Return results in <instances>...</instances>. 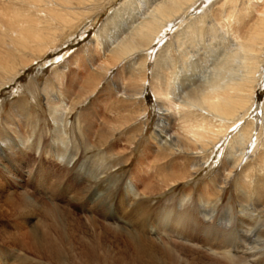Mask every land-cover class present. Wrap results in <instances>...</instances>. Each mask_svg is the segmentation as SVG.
<instances>
[{
    "label": "bare ground",
    "instance_id": "1",
    "mask_svg": "<svg viewBox=\"0 0 264 264\" xmlns=\"http://www.w3.org/2000/svg\"><path fill=\"white\" fill-rule=\"evenodd\" d=\"M106 1L0 0L6 6L0 7V87L40 59L66 30H73ZM166 30L170 37L154 50L153 42H158ZM94 38L91 48L84 51L95 49L103 56L104 61L98 64L100 75L125 58L131 67L138 68L137 82L132 92L124 94L126 100H139L150 85L159 116L150 136L155 152L191 158L187 170L193 171L224 143L217 189L243 163L235 183L240 193L237 209L248 218L238 215L231 225L230 211L224 215L208 211L211 189L204 186L194 202L188 191L179 201L160 207L157 218L165 235L151 239L145 234L148 227L143 205L128 211L126 196L120 195L113 181L108 180L107 188H103L101 171L87 168L83 178L93 186L88 188V199L100 209H110L111 222L107 223H98L93 216L74 219L65 207L34 200L24 192L4 193L0 184V219L43 217L26 228L18 221L15 231H0L1 264L14 261L18 250L26 256L18 264H40L33 263L28 253L47 264H207L198 258L217 255L213 254L216 250L223 254V260L213 259L212 264H264V101H256L257 88L264 87V0H124L110 8ZM149 55L153 61L151 82L146 77ZM200 67L205 72L198 73ZM54 74L62 86L64 66L57 67ZM93 86L83 88V99L94 92ZM44 91L49 107L72 109L47 82ZM2 134L0 148L11 156L27 146L28 140L18 143L6 131ZM53 152L57 159H64L62 151ZM249 156L256 160H249ZM74 157L67 160L68 166ZM253 167L255 183L249 178ZM54 185H40L51 191V199ZM185 203L183 210L175 209L176 204L183 207ZM117 214L131 217L132 227L119 224ZM226 217L227 225L218 223V230L225 233L218 234L222 239L216 242L215 232L207 230L204 222ZM205 230L203 239L201 232ZM196 236L204 242H196ZM6 241L14 248L9 255L1 248ZM76 244L80 246L75 248Z\"/></svg>",
    "mask_w": 264,
    "mask_h": 264
},
{
    "label": "rangeland",
    "instance_id": "2",
    "mask_svg": "<svg viewBox=\"0 0 264 264\" xmlns=\"http://www.w3.org/2000/svg\"><path fill=\"white\" fill-rule=\"evenodd\" d=\"M122 1L124 0H107L104 6L86 15L81 23L71 29L72 31L66 30V34L59 37L55 46L45 51L40 59L28 64L14 80L0 87V130L6 131L7 135L18 143L28 140L27 146L12 156L0 148V184L3 185V192H24L34 200L60 205L70 211L74 219L87 220V217L93 216L98 223L111 222L108 217L110 209L108 207L100 209L88 199V188L93 186L85 182L83 173L85 169L91 168L94 172L101 171L99 177L103 188H107L110 183L108 180L116 184L120 195L126 196L128 211L143 205L142 214L147 219L145 224L148 227L145 234L151 239L165 235L159 227L157 218L159 208L179 201L181 195L188 191L191 193V201L194 202L202 194L204 186L211 189L210 203L206 204L210 207L208 211L215 210L218 215L230 211L232 225L237 216L242 215L237 209L240 193L235 183L243 170L241 167L243 163L237 165L228 181L220 187L221 189H217L220 181L218 170L221 168L223 158L220 150L224 143L217 146L216 150L213 149L206 162H202L193 171L187 170V163L191 158L184 160L180 154L171 157L166 156L164 151L155 152L150 145L152 143L150 136L155 130L159 116L157 101L154 100L150 85L146 86L141 99L126 100L124 94L132 92L137 82L138 68H135V65L131 67L132 63L129 64L130 61L125 58V62L117 61L100 75L98 64L104 61L103 56L95 49L84 51L85 47L91 48L90 42H94L95 33L104 22L110 8L117 7ZM4 5L0 2V7H6ZM1 21L6 23L3 19ZM162 37L158 42H153L154 50L158 48L160 41L170 37L169 30H166ZM60 57L63 60H57ZM152 64L149 55L146 62L149 69L146 77L149 82ZM63 66L64 76L60 86L54 70ZM197 69L198 73L205 72L204 67ZM46 82L53 93L61 97L67 106L72 108L71 110L64 109L63 106L62 108L48 106L44 96ZM90 85L95 87L94 92L83 99L81 91ZM61 99L60 105L63 104ZM256 101L259 104L264 101V87L257 88ZM118 125L121 126L115 127ZM2 133L0 132L1 140L4 139ZM53 150L62 151L64 159H57ZM222 152L224 154V151ZM71 156L75 157L68 166L66 162ZM252 159L256 160L254 156H249V160ZM142 166L143 169H140ZM254 168L249 178L254 179L255 183ZM175 179L177 180L172 184ZM41 184H55L52 199L51 191L42 189ZM127 184H133L128 187L130 194H127ZM131 187L134 189L131 190ZM262 188L264 189V185L261 186V190ZM66 189L69 190L64 196L63 192ZM251 195L255 194L251 192ZM146 204L149 205L147 210ZM186 206L187 203L183 207L176 204L175 209L181 211ZM117 216L119 224L132 227L131 217L121 218L118 214ZM242 216L248 218L247 214ZM254 219L257 217H253L252 221ZM40 220H43L40 215L19 220L16 217L3 218L0 219V231L5 229L13 232L19 222L26 228L30 222ZM221 221L223 225H227L225 223L227 217L204 222L208 226L207 230L215 232L213 238L216 242L222 239L218 234L225 233L224 230H218V223ZM150 228L154 230L150 231ZM207 230L201 232L203 239ZM97 231L100 233L101 230ZM171 238L174 241L177 239L173 236ZM203 239L195 237L196 242H204ZM78 246L80 245L76 244L75 248ZM1 248L6 255L14 249L10 241H6ZM204 253L209 252L206 250ZM213 254L217 255L200 256L198 262L212 264L213 259L223 260L220 258L223 255L220 251L216 250ZM17 255L15 260L8 264H18L21 258L26 257L19 250ZM27 256L34 260V262L31 260L33 263L37 261L40 264H47L32 254L28 253Z\"/></svg>",
    "mask_w": 264,
    "mask_h": 264
}]
</instances>
